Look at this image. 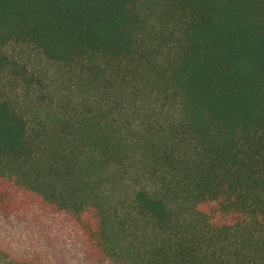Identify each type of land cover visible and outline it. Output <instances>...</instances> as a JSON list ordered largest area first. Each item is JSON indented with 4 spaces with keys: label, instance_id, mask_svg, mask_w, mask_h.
<instances>
[{
    "label": "trees",
    "instance_id": "trees-1",
    "mask_svg": "<svg viewBox=\"0 0 264 264\" xmlns=\"http://www.w3.org/2000/svg\"><path fill=\"white\" fill-rule=\"evenodd\" d=\"M12 40L98 111L14 106ZM0 264H264V0H0Z\"/></svg>",
    "mask_w": 264,
    "mask_h": 264
},
{
    "label": "rangeland",
    "instance_id": "rangeland-1",
    "mask_svg": "<svg viewBox=\"0 0 264 264\" xmlns=\"http://www.w3.org/2000/svg\"><path fill=\"white\" fill-rule=\"evenodd\" d=\"M2 52L10 61L3 75L5 97L30 119L35 113L72 116L98 111L95 85L77 78L75 67L49 59L28 42L12 40Z\"/></svg>",
    "mask_w": 264,
    "mask_h": 264
}]
</instances>
